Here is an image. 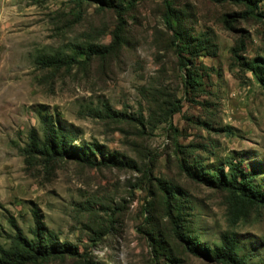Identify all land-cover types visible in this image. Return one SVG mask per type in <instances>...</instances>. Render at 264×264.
<instances>
[{"label": "rangeland", "instance_id": "obj_1", "mask_svg": "<svg viewBox=\"0 0 264 264\" xmlns=\"http://www.w3.org/2000/svg\"><path fill=\"white\" fill-rule=\"evenodd\" d=\"M237 172L264 192V0H0V264H264Z\"/></svg>", "mask_w": 264, "mask_h": 264}, {"label": "trees", "instance_id": "obj_2", "mask_svg": "<svg viewBox=\"0 0 264 264\" xmlns=\"http://www.w3.org/2000/svg\"><path fill=\"white\" fill-rule=\"evenodd\" d=\"M211 1L215 2V3L234 2V3L240 4V3H244V2L250 3V2H253L255 0H211ZM199 84L200 83L192 75H189L187 77V86H189L191 88H195L197 85L199 86ZM56 131H58V137L56 136L57 133L54 130L53 123H47V134L50 138L49 143L51 144V146L53 148V152H55L56 147L58 146L57 139L64 146L67 144L72 145L73 142L77 141V139H75V138H77L76 136H73L71 138V136H72L71 133L69 134V137H68L67 133L65 132V129H63L62 127H59L58 130H56ZM89 160L90 159H86V161H89ZM235 170H237V169H235ZM238 176H243L241 178H243V180H245V181L249 179L248 175H244L243 173L237 172V174H235L233 176V179L228 183L227 186H229V188H231V189L238 190L241 194L249 197L251 200H253L259 204H264V192L260 189V187H258V188L256 187L255 189H252L246 185L238 184L237 183V180H238L237 177ZM36 218H37L36 219L37 224L39 225L38 226V232H40L43 225L37 216H36ZM53 251H56V250H53ZM50 255L51 254L49 253V251L45 247H42V245H39V247L37 248L36 256H41L42 258H47ZM18 262L22 263V261H18Z\"/></svg>", "mask_w": 264, "mask_h": 264}]
</instances>
